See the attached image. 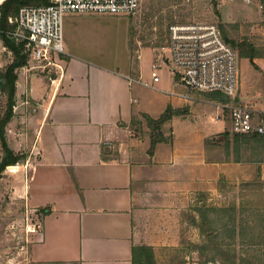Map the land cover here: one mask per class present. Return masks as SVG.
<instances>
[{"label":"crops","instance_id":"1","mask_svg":"<svg viewBox=\"0 0 264 264\" xmlns=\"http://www.w3.org/2000/svg\"><path fill=\"white\" fill-rule=\"evenodd\" d=\"M141 55L132 75L127 62L110 67L72 56L64 44V52L53 58L54 75L44 90L28 85L24 91L26 99L40 96V103L34 104L35 113L29 117L24 137H20L29 153L21 165H29V170L19 196L33 211L45 208L37 219L29 260L32 264H139L134 262L132 247L147 246L156 264L157 248L176 246L179 210L185 207L194 245L198 247L196 229L202 224L201 248L214 253L219 264H264V205L247 200L252 192L261 196L264 189L239 190L240 183L264 182V155L252 154L244 160L209 158L206 140L228 132L223 112L215 113L216 129L202 124L195 145L192 139L183 148L175 139L167 147L154 145L150 155L161 165L155 176L161 183L168 218L160 223L169 224L171 229L145 232L143 222L135 221L150 196L145 184L150 173L137 161L138 154L147 152L130 145L144 137L132 132L130 123L134 113V82L130 79L144 80ZM178 98L171 107L195 104ZM17 110L14 114L28 109L23 106ZM235 141L237 149L240 140ZM250 143L258 142L252 139ZM102 146L115 148L109 150L106 159L101 156ZM166 165L171 169L165 170ZM219 175L236 185L235 199L212 185ZM197 195L204 197V203ZM169 236L170 243L164 239ZM241 248L250 254H238ZM159 264L166 263L159 260Z\"/></svg>","mask_w":264,"mask_h":264},{"label":"rangeland","instance_id":"2","mask_svg":"<svg viewBox=\"0 0 264 264\" xmlns=\"http://www.w3.org/2000/svg\"><path fill=\"white\" fill-rule=\"evenodd\" d=\"M261 3L262 0H140L139 9L134 15L90 12L64 16L63 42L66 51L68 52L70 49L72 56L100 61L110 67L118 62H127L130 74L133 75L142 54V77L146 81H151L150 64L153 58L158 57L163 60L156 69L159 81L152 83L156 88L143 86L136 82L133 85L135 124L131 125V129L136 135L140 134L144 137L138 138L140 141L130 145L136 147L137 150L143 149L144 152H147L138 154L137 161L140 162L143 171L150 173L145 182L150 194L149 199L135 216L136 222H143L141 227L145 232H157L160 229L169 231L171 229L169 224L160 223L168 221V218L165 217L167 210L159 188L160 180L155 176V174L157 175L156 170L161 165L150 155L152 153L149 151L151 128L148 126L146 117L157 120L167 108H179L180 112L172 114L170 120L159 125L153 134L157 135L159 132L165 138V140L157 142L160 146L167 147L168 143L175 139L178 146L183 148L186 147V142L191 143V139L195 145V135L201 134L204 122L211 124L212 129H216L215 125L218 122L215 113L221 112L219 107L214 105L216 100H209L202 93L196 94V97L214 104L194 101L195 104H189V107L187 105L171 107L173 101L178 98L174 92L180 91L181 87L175 86L174 71L170 67V55L166 48L169 25L207 22L220 27L222 32L236 44L232 47L236 52L237 89L235 96L230 98L231 103L246 104L255 109L264 110V11L261 8ZM247 46L254 48L256 56L252 61L248 57L239 55V48ZM11 59V52L0 39V72ZM37 64L27 57L25 65L16 69L17 79L12 116L4 126V137L8 146L17 153H24L26 158L29 155L28 149L25 148V142L20 137H24L23 133L27 130L29 117L36 110L34 104L40 103V96L35 95L36 98L26 99L24 91L28 89V85L37 87L40 92L43 91L48 78L54 75L55 69L53 65L42 68L33 67ZM34 93H36L35 89ZM178 99L182 100L183 98ZM25 100L28 101L26 106L23 102ZM192 105L195 108L192 109ZM23 106L28 110L14 114L17 113V108ZM4 109L5 93L0 89V114ZM224 113L227 116V111ZM171 131L172 133H170ZM16 133H21L22 136ZM228 134L229 136L226 137L222 133L214 134L208 139L207 146L211 160L218 158L227 160L241 158L244 160L252 154L260 157L264 155V134L260 136L263 138L262 141L251 144L252 139H247L250 138L249 134H243L246 135L243 136L231 131L229 120ZM236 138L241 139L237 149L235 148L236 144L234 146ZM20 141L23 144H20ZM124 145L128 147L127 142ZM109 148L115 149L114 147ZM1 155L0 145V157ZM135 156L133 155L132 161L136 164ZM24 162L23 164H25ZM21 164H16V167L8 166L0 177V264H32L28 254L29 245L33 240L32 236L35 232L33 229H38L37 219L42 213L33 211L20 201L21 185L29 170V165ZM165 168V170L171 169L167 165ZM212 185L217 186L218 189L226 190L228 195L235 199V184L226 182L219 175L214 178ZM259 189H264V182H261L260 179L239 184V190L246 192ZM197 200L200 203L205 201L201 195H197ZM247 200L264 205V193L262 192L261 196H258L256 192H252ZM213 201L218 202L216 199ZM179 211L181 215L178 217V238H175L177 244L176 246L168 244L157 248L155 253H158L156 256L158 262L156 264H159V260L166 264H185L187 262L219 264L220 259L215 258L214 253L208 251V248V250L201 248L203 245L201 242L202 227L200 228L199 225V229H196V235H199V243L196 242L198 243L197 247L192 240V230L186 224L189 212L185 207L184 210ZM164 239L169 243L172 242L171 236ZM206 245L209 247L210 243L205 242ZM237 251L238 254H246L245 257L250 254L249 250H242V248ZM148 253V250L139 247L136 249V260L141 262L139 264H148L144 263ZM151 254L154 255L152 251Z\"/></svg>","mask_w":264,"mask_h":264},{"label":"built area","instance_id":"3","mask_svg":"<svg viewBox=\"0 0 264 264\" xmlns=\"http://www.w3.org/2000/svg\"><path fill=\"white\" fill-rule=\"evenodd\" d=\"M5 0H0V5ZM248 1V0H246ZM140 0H49L47 4L21 5L8 17L10 28H0V34L22 45V53L38 63L33 67L55 65V55L64 52L63 18L73 13H105L134 15ZM1 20V13H0ZM166 48L170 67L174 71V93L186 101H201L196 94L218 92L233 98L237 89V62L234 48L224 40L214 23H176L168 27ZM163 62L154 57L150 64L151 81L130 79L153 87L159 81L156 69ZM214 104V103H212ZM221 112L227 111L230 129L239 134H264V110L246 104L218 102ZM35 230V229H33ZM193 264V263H185Z\"/></svg>","mask_w":264,"mask_h":264},{"label":"trees","instance_id":"4","mask_svg":"<svg viewBox=\"0 0 264 264\" xmlns=\"http://www.w3.org/2000/svg\"><path fill=\"white\" fill-rule=\"evenodd\" d=\"M49 0H5L0 5V13H1V20H0V28H10L12 25L8 22V17L11 15H14L17 11V9L21 5H41V4H47ZM220 32L226 42H228L231 46H236L234 41L230 38H228L219 27ZM0 39L3 41V45L11 52L12 59L9 63H7L4 67V69L0 72V80L3 79L4 82L0 81V89L5 93V109L0 114V145L2 150V155L0 157V177L2 175V172L11 165H16L18 163H23L26 159V155L22 152L17 153L13 149H11L4 137V126L6 123L9 122L12 116V107L14 105V95H15V82L17 79V73L16 69L19 67H22L25 65L27 60V55L25 53H22V45L16 44L9 38L5 37L4 35L0 34ZM239 55L248 57L251 61L256 56L254 52V48L252 46H247L246 48L240 47L239 48ZM205 97H207L209 100H216L218 102L225 103L229 101V97L218 93V92H205L202 93ZM180 112V109H172L167 108L166 111L157 119H151L149 117H146L148 126L151 128V144H150V153H152L153 147L157 142L165 140L163 136L158 132L157 135H154L153 132L156 131L163 122H167L170 120L172 114H177ZM131 125L134 123V116L132 115ZM228 134L227 131L222 132V135L226 137ZM243 135V134H242ZM250 137H253L252 139L260 142L263 140L260 136L262 134H249ZM246 136V135H243ZM264 136V135H263ZM246 138V137H245ZM244 138V139H245ZM248 139V138H247ZM245 139V140H247ZM236 141L241 139H235ZM206 140V144H207ZM235 141V142H236ZM237 143V142H236ZM110 148L106 146H102L101 150V156L103 159H106V155L109 153ZM43 212L45 211V208L37 209L36 212ZM203 227L202 224H200V228ZM203 231V229H202ZM139 248H142L144 250H148V257L145 258L144 263L148 264H154L153 255L151 254V248L147 246H138ZM138 247H132V254H134V262L136 260V249ZM151 250V251H150ZM140 258V257H139ZM139 262V260H138ZM141 263V262H139ZM204 264H207L206 262Z\"/></svg>","mask_w":264,"mask_h":264},{"label":"water","instance_id":"5","mask_svg":"<svg viewBox=\"0 0 264 264\" xmlns=\"http://www.w3.org/2000/svg\"><path fill=\"white\" fill-rule=\"evenodd\" d=\"M261 8H262V10L264 11V0H262V3H261ZM0 81H1V82H4V80H3V79H1Z\"/></svg>","mask_w":264,"mask_h":264}]
</instances>
